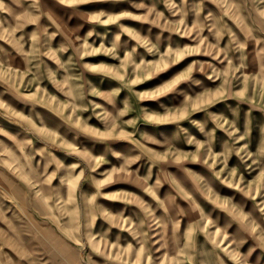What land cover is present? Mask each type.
<instances>
[{"label": "rangeland", "instance_id": "374dc122", "mask_svg": "<svg viewBox=\"0 0 264 264\" xmlns=\"http://www.w3.org/2000/svg\"><path fill=\"white\" fill-rule=\"evenodd\" d=\"M0 264H264V0H0Z\"/></svg>", "mask_w": 264, "mask_h": 264}, {"label": "bare ground", "instance_id": "6f19581e", "mask_svg": "<svg viewBox=\"0 0 264 264\" xmlns=\"http://www.w3.org/2000/svg\"><path fill=\"white\" fill-rule=\"evenodd\" d=\"M216 202H218V201H216ZM217 206H218V205H217ZM215 207H216V206H215ZM231 211H232V210H231ZM221 212H222V211H219L217 214L220 215ZM235 215H236V214H235ZM255 216H256V215H255ZM233 217H234V215H233ZM231 219H232V218H231ZM231 222H232V221H230L229 224H230ZM233 226H234V225H233ZM234 228H236V227L234 226ZM224 229H225V228H224ZM224 229H223V230H224ZM224 233H225V232H224ZM220 239H221V238H220ZM222 239H223V238H222ZM225 240H226V239H225ZM222 244H223V243H222ZM252 245H253V244H252ZM250 250H251V249H250ZM260 253H261V252H260ZM172 255H174V254H172ZM175 256H177V255H175ZM208 259H209V258H208ZM247 259H248V258H247ZM178 260H180V259H178Z\"/></svg>", "mask_w": 264, "mask_h": 264}]
</instances>
